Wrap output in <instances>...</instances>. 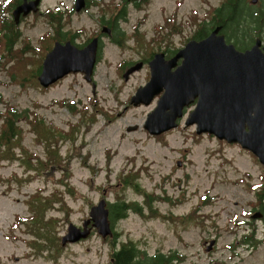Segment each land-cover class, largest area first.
Instances as JSON below:
<instances>
[{"label":"rangeland","instance_id":"374dc122","mask_svg":"<svg viewBox=\"0 0 264 264\" xmlns=\"http://www.w3.org/2000/svg\"><path fill=\"white\" fill-rule=\"evenodd\" d=\"M72 1L44 4L64 9ZM220 1L127 2V18L118 19V28L127 35L119 45L105 36L93 83L76 72L48 87L24 86L0 69V110L9 104L35 110L48 125L67 132L55 145L54 156L61 158L52 164L46 145L22 118L21 143L27 152L17 146L11 158L0 153V264H110L111 236L104 238L96 228L77 242L63 244L62 236L70 223L82 225L102 197L114 201L121 196L143 204L144 214L131 211L113 226L122 233L116 246L131 238L150 254L159 249L182 254L179 264H264V218L252 216L263 204L258 195L264 187V165L237 142L197 133L195 124H186L187 115L177 127L151 134L145 121L158 98L150 104L131 102L137 87L149 80L150 69L143 67L128 79L123 75L126 61L142 52L183 46ZM248 2L258 5L260 0ZM11 11L12 7L5 15L0 6V28L12 17ZM62 12L56 20L44 14L25 18L19 23L23 37L41 47L42 36L55 42L58 32L81 26L85 30L78 39L84 41L102 17L98 4L88 12ZM174 19L182 29L170 32L167 21ZM0 38L1 45V30ZM26 47H16L21 64L29 57L41 60L42 48ZM5 62L11 67L13 60ZM61 102H74V109ZM85 106L97 114L96 120H81ZM191 108L192 104L187 110ZM37 159L50 165L44 174L27 168ZM58 190L63 205L57 202ZM147 193L154 200L147 199ZM214 238L216 243L208 249Z\"/></svg>","mask_w":264,"mask_h":264},{"label":"water","instance_id":"95a60500","mask_svg":"<svg viewBox=\"0 0 264 264\" xmlns=\"http://www.w3.org/2000/svg\"><path fill=\"white\" fill-rule=\"evenodd\" d=\"M37 2L19 4L14 10L16 20L22 13L36 11L33 4ZM222 30L223 25L218 24L205 37L191 38L169 59L164 52L156 53L150 61L149 80L137 87L131 102L150 104L158 98L145 121L151 134L177 127L187 115L186 124H195L197 133H211L228 142H238L264 165V41L257 37L252 45L240 48L228 41ZM97 47V38L83 47L71 40H56L43 60L38 75L40 84L48 87L66 74L78 71L92 81ZM142 66L141 61L131 65L124 73L125 79ZM191 104L194 106L188 111ZM261 215L256 212L253 217ZM93 228L104 238L114 236L106 197L91 207L82 225L69 224L62 243L87 238ZM215 243L214 238L208 249Z\"/></svg>","mask_w":264,"mask_h":264},{"label":"trees","instance_id":"16d2710c","mask_svg":"<svg viewBox=\"0 0 264 264\" xmlns=\"http://www.w3.org/2000/svg\"><path fill=\"white\" fill-rule=\"evenodd\" d=\"M123 12L124 15H126L125 8L123 9ZM13 24L17 25L14 21ZM167 24L170 27V32L182 29L175 19L173 21L168 20ZM218 24L223 25L222 31L225 32L228 41H233L240 48H246L252 45L257 37H261L264 41V0H260L258 5L249 3L248 0H221L208 11L204 18L198 22L192 38L200 39L205 37L211 29ZM0 30L2 31V36L4 37V42L2 40V44L0 45V69H7L12 74V80L14 82H19L24 86L28 83L40 85L38 75L41 70L42 62L47 51L53 46L54 40L51 39L49 41H45L41 39L44 38V36H42L40 38L42 46L37 47L29 44V40H26L23 37L21 29L13 28V26L8 22H5L4 25L1 26ZM57 39L63 40L60 34H58ZM19 45L21 46L20 50L22 51L27 49L26 46H30L32 49L42 48L43 54L41 60L39 58L34 60L32 57H29L27 63L21 64L20 62H22V59L16 54V47ZM7 58L8 60H13L11 67H6L7 64L5 59ZM30 65L32 67H30ZM61 103L74 109V105L72 104L74 102ZM81 111L82 121L88 122L97 119V114L93 111L91 112L88 106H85L81 109ZM108 115L111 116L110 113H108ZM0 118V153H4L2 154L4 158L8 159L16 154L15 148L17 146H20L23 152H27L26 148L21 143L24 133V128L21 123L22 118H26L29 122L31 129L36 133V139L46 145L48 153L51 154L50 163L54 164L61 158L60 156H54L55 145L60 139L66 137L67 132L48 125L45 118L35 110H20L17 106L9 104L6 105L5 110H0ZM63 166L65 169L67 164H64ZM27 168L28 170L33 169L38 173L44 174L46 172L45 170L50 168V165L44 163L43 160L41 161L37 159ZM133 182L137 188L140 186L138 181L135 180ZM56 192L57 202H61V205H63V203H65V199L62 195V191L58 190ZM146 197L149 200H154L153 195L149 196V193H147ZM259 198L264 205V187L262 189V193L259 195ZM109 207L112 226L114 227H116V224L121 219L128 216L131 211L144 214L143 204L138 201H131L124 196L117 197L116 200L110 201ZM32 209H34V211L36 210L33 207ZM33 217L34 216L31 217L32 222L34 221ZM19 218H21V221L29 223V219L22 217ZM48 222L49 220H46L44 223ZM15 225H18V223H15ZM31 230L33 231V229ZM121 234L120 230L115 229L114 236L112 237L114 248L110 264L180 263V257H182V254L175 251L165 252L161 249L150 254L148 251L143 250L140 245L131 238L122 240L121 243L116 246V242ZM244 238L249 239L248 236H245Z\"/></svg>","mask_w":264,"mask_h":264},{"label":"flooded vegetation","instance_id":"af4514ba","mask_svg":"<svg viewBox=\"0 0 264 264\" xmlns=\"http://www.w3.org/2000/svg\"><path fill=\"white\" fill-rule=\"evenodd\" d=\"M31 1H33V0H0V6H1V8H2V10H3L5 15L8 14L7 10L12 7V11H11V16L12 17H9L10 20H7L6 22H8L10 25H12L13 28L20 29L19 23L24 21V19L29 17V16H35L36 14H44L49 19L56 20V19H60L62 17L61 16L63 14L62 11L66 12V13H72V14L76 13L77 14V13L88 12L90 10V7L92 6V4L100 5V9L102 11V17L99 20L100 24L95 29V31L91 32L88 35L87 39H85L84 41H80L78 39V36H80L85 30V28L81 27V26L80 27H76L75 29H70L69 33H68V30H64L63 32H58V34L61 35L63 40L57 39V40H60L62 42H65L67 40H71L78 47H83L86 44H88L93 38H97L98 39L97 61H96V64H97L98 61H99V58L101 57L100 54H101V52L103 50V45L105 43V40H104L105 36L107 37L108 40L115 41L119 45L121 43V39L127 35L126 31H122L121 29L118 28V19L122 18V15L125 18H127L126 15H124V12H123L122 9L124 7H126L125 8V11H126L127 2L129 4L138 5L139 3H141L142 0H124V2L121 5H119V2L116 1V0H108V1H106V0H81L80 1V6L83 5L81 8H80V6L78 7V0H73L71 5L68 6V7H65L64 9H62V7L52 8L50 5H45L44 4V0H38V2L36 4L35 3L33 4L35 7H37V10L35 11V10L32 9L27 14H23L22 13L20 15L19 21H17L16 18H15V14H14L15 8L19 4H21L23 2L30 3ZM13 21L17 25H14ZM135 31H136V29L133 30L132 33H134ZM115 33H117V34H115ZM181 47H167V46H163V47H161L160 50H154V51L152 50L149 54H147L148 51L147 52H142V54L138 55L136 59H134V60L133 59H128L126 61V66L127 67L125 66L126 68L124 69L123 75H124L125 71L131 65L135 64L138 61L143 62V66L141 68L149 67V69H150V61L155 57L156 53L164 52L165 53V58L169 59L173 55H175V53ZM179 62H180V59H179ZM96 64H95V67H96ZM95 67H94V71H95ZM136 71H138V70H136ZM78 72H81V71H78ZM70 73H76V72H70ZM81 73L85 76L84 72H81ZM68 74H66V75H68ZM93 80H94V72H93ZM92 83H93V81H92ZM193 106H194V104H193ZM201 135H209V136H211V138H216L220 142H224V143L228 142L226 139H220L216 135L211 134V133H203V134L201 133ZM229 143H231V142H229ZM237 144H239V143H237ZM108 204H110V201H108ZM258 209H260V211H257V212H261V214H262L260 217L264 218V205L263 204L259 205V208H257V210ZM114 231H115V229H114Z\"/></svg>","mask_w":264,"mask_h":264}]
</instances>
